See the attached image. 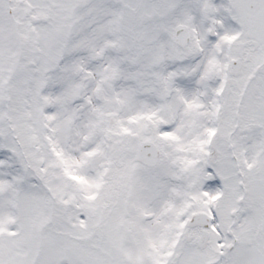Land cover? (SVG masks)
<instances>
[{
    "label": "snow or ice",
    "instance_id": "1",
    "mask_svg": "<svg viewBox=\"0 0 264 264\" xmlns=\"http://www.w3.org/2000/svg\"><path fill=\"white\" fill-rule=\"evenodd\" d=\"M0 264H264V0H0Z\"/></svg>",
    "mask_w": 264,
    "mask_h": 264
}]
</instances>
